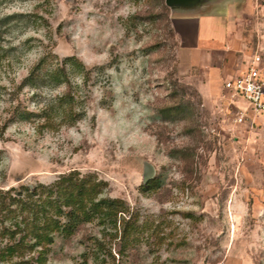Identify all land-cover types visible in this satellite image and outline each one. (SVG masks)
Returning <instances> with one entry per match:
<instances>
[{
    "label": "rangeland",
    "instance_id": "374dc122",
    "mask_svg": "<svg viewBox=\"0 0 264 264\" xmlns=\"http://www.w3.org/2000/svg\"><path fill=\"white\" fill-rule=\"evenodd\" d=\"M214 1L0 0V18L20 16L0 24V189L72 173L100 183L95 200L123 205L27 264H264V113L225 87L254 55L264 74V0H235V49L213 54L228 66L219 73L189 61L178 20L225 14ZM42 57L67 77L9 96ZM50 101L75 120L34 128L42 119L12 118L17 105L39 113Z\"/></svg>",
    "mask_w": 264,
    "mask_h": 264
},
{
    "label": "trees",
    "instance_id": "16d2710c",
    "mask_svg": "<svg viewBox=\"0 0 264 264\" xmlns=\"http://www.w3.org/2000/svg\"><path fill=\"white\" fill-rule=\"evenodd\" d=\"M15 17L20 16L12 14L0 18V24L5 21L8 23L7 21ZM40 20L43 21V18L40 17ZM41 21L38 17L35 19L38 25ZM44 61L45 57H42L27 77L11 89L12 93L7 94L14 96L26 84L36 78L44 79L50 73L54 74V85L61 82V78L67 77L65 64L57 63L46 70L43 68ZM41 82L45 83V81ZM62 100L60 97L58 103ZM13 112L12 118L19 120L35 122L37 119H42L36 122L34 128L58 126L76 118L64 108L62 115L56 117L51 101L39 113L28 111L20 105L15 106ZM157 182V177L147 178L141 185L142 192L148 191ZM99 186L100 183L86 177L80 179L70 173L65 179L57 181L54 186L38 184L32 187L20 185L18 188L11 187L6 191L0 189V238L6 239L5 244L0 247V261L8 264H27L33 257L28 259L26 255L33 252L37 253L34 258L41 261L44 250L54 242L55 236L69 238L82 224L95 218L100 219L105 211L112 210L114 215L123 211L120 201L95 200L100 191ZM103 220L104 218L101 222ZM125 232L124 237L127 236ZM38 247H40L39 251H37ZM14 256L17 257L16 260L12 259Z\"/></svg>",
    "mask_w": 264,
    "mask_h": 264
},
{
    "label": "crops",
    "instance_id": "0c3cea01",
    "mask_svg": "<svg viewBox=\"0 0 264 264\" xmlns=\"http://www.w3.org/2000/svg\"><path fill=\"white\" fill-rule=\"evenodd\" d=\"M235 0H215L212 6L227 5L226 13L215 14L211 11L200 15H180L182 26L185 30H179L182 40V51H184L190 62L207 63L212 69L225 72L228 66L220 60L215 66L214 53H230L235 49L233 41L234 35V5ZM191 6V5H188ZM183 29V28H181ZM214 54V55H213ZM214 59V62L212 61Z\"/></svg>",
    "mask_w": 264,
    "mask_h": 264
},
{
    "label": "built area",
    "instance_id": "2783aa9c",
    "mask_svg": "<svg viewBox=\"0 0 264 264\" xmlns=\"http://www.w3.org/2000/svg\"><path fill=\"white\" fill-rule=\"evenodd\" d=\"M260 61V56L254 55L241 74L230 77L225 82V87L233 95L240 96L247 101L246 110L253 115L264 113V74ZM245 113L246 111L241 114V119Z\"/></svg>",
    "mask_w": 264,
    "mask_h": 264
},
{
    "label": "water",
    "instance_id": "95a60500",
    "mask_svg": "<svg viewBox=\"0 0 264 264\" xmlns=\"http://www.w3.org/2000/svg\"><path fill=\"white\" fill-rule=\"evenodd\" d=\"M198 0H165L167 5H182L188 6L194 4Z\"/></svg>",
    "mask_w": 264,
    "mask_h": 264
}]
</instances>
